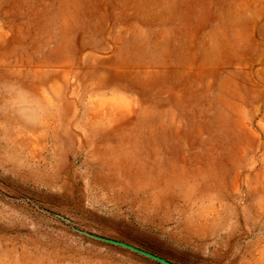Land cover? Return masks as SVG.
I'll return each instance as SVG.
<instances>
[{"label":"rangeland","instance_id":"374dc122","mask_svg":"<svg viewBox=\"0 0 264 264\" xmlns=\"http://www.w3.org/2000/svg\"><path fill=\"white\" fill-rule=\"evenodd\" d=\"M264 264V0H0V264Z\"/></svg>","mask_w":264,"mask_h":264},{"label":"water","instance_id":"95a60500","mask_svg":"<svg viewBox=\"0 0 264 264\" xmlns=\"http://www.w3.org/2000/svg\"><path fill=\"white\" fill-rule=\"evenodd\" d=\"M116 244H118V245L121 246V247L127 248V249H129V250L137 251V252H139L140 254H143L144 256H146V257H148V258H151V259H153V260H156L157 262H160V263H162V264H170V263L164 261L163 259H160V258H158V257H156V256L151 255V254H148V253H144V252H142V251H139V250H137V249H135V248H133V247H131V246H128V245H125V244H122V243H116Z\"/></svg>","mask_w":264,"mask_h":264}]
</instances>
